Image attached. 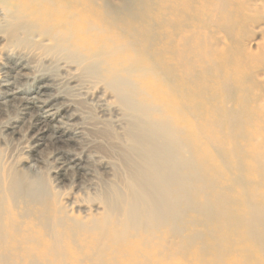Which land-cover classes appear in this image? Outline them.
Wrapping results in <instances>:
<instances>
[{"label":"bare ground","instance_id":"bare-ground-1","mask_svg":"<svg viewBox=\"0 0 264 264\" xmlns=\"http://www.w3.org/2000/svg\"><path fill=\"white\" fill-rule=\"evenodd\" d=\"M248 10L244 0H0L1 68L33 70L39 93L46 81L71 92L52 99L68 100L58 116L82 121L69 166L76 177L92 155L95 178L86 198L64 203V168L25 166L44 137L19 139L22 121L0 110V264H264V88L252 74L264 51L237 48ZM48 121L31 128L48 132Z\"/></svg>","mask_w":264,"mask_h":264},{"label":"rangeland","instance_id":"rangeland-1","mask_svg":"<svg viewBox=\"0 0 264 264\" xmlns=\"http://www.w3.org/2000/svg\"><path fill=\"white\" fill-rule=\"evenodd\" d=\"M118 1L119 0H114V2L117 3ZM244 2L246 7L249 9L247 13L249 14L250 21L248 22L247 20L246 30H244L243 24L241 23L240 30H242V33L237 40V48L248 56H255L258 53L264 51V0H244ZM215 34L217 37L222 36L218 31H215ZM258 61L260 65L257 69L252 70V74H255V78L260 81L262 87L264 88V72L262 71V63L264 62H260L261 59ZM9 63L10 66L8 65V68H1L0 66V110H3L4 113V116L1 119L2 121L6 120L8 116H10L9 113L12 115L11 117L18 116V118L22 121L19 124H15L19 139H23L25 136H30L31 138H37L38 141L41 137H44L43 141L38 142L39 144L30 141V144L33 147H36L37 144L38 147H36V153L33 154V160L29 161V164H26L25 166L28 167L33 173L43 172V174L52 166L64 168L66 170V174H68L67 179H59L60 183L57 187L65 193L67 200H64L63 202H68V200L72 198L69 195H74L75 198L80 200L86 198L87 194H89L88 192L89 188L91 187V183L95 181V178L93 177L94 174L92 173V155L89 158L85 156L84 161L82 160L81 162H78L80 164V169H78L76 177L73 176V169L71 168L72 165L69 166L68 161L75 159V157H78L77 154L80 153V145L78 144L80 139L78 136L74 135L79 130L76 129L73 131L74 127L71 126H74V124H79L82 121L76 120L75 122H70L67 120V115H64L63 117L58 116L59 108L63 104L68 103V100H64L62 98L52 100L53 96H57L58 93L70 94L71 92L65 91L66 87L61 85L58 86L57 83L46 81V84L44 83V85L48 86V88L41 91L42 93H39L35 91L36 84L33 80L36 76L35 72H33V70H15V68L13 69V62ZM5 94L7 95L5 96ZM62 94L60 95L62 96ZM11 95L16 99L11 100ZM100 95L98 94V97ZM21 98H27L30 101H33L34 108L25 112L22 111V113L16 111L19 106L18 100ZM71 113L73 112L71 111L68 113V115ZM33 115L47 117L49 119L48 124L50 131L46 132L47 129L44 128L43 132H40L43 126L38 124L31 128V122L35 117ZM103 118L107 119L108 117L104 116ZM227 125H229V123H227ZM69 126L71 127L73 134H66L64 132V134L61 135V131L64 130V128L67 130L70 129ZM211 129H213V125H211ZM216 131H219V129H216ZM214 133L219 134L217 132ZM208 154L210 158L212 157L215 159L217 166L220 167L222 171L227 172V170H229L223 161V157L218 156V152L214 147L210 148V152H208ZM101 171L102 170H100V172ZM63 172L65 173L64 170ZM237 187L239 188L238 183ZM71 201L72 200H70V202ZM84 211H86V209L82 208L81 212Z\"/></svg>","mask_w":264,"mask_h":264}]
</instances>
